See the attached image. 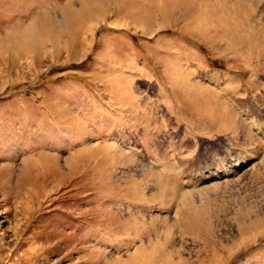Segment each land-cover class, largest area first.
Returning a JSON list of instances; mask_svg holds the SVG:
<instances>
[{"label":"rangeland","instance_id":"374dc122","mask_svg":"<svg viewBox=\"0 0 264 264\" xmlns=\"http://www.w3.org/2000/svg\"><path fill=\"white\" fill-rule=\"evenodd\" d=\"M0 264H264V0H0Z\"/></svg>","mask_w":264,"mask_h":264},{"label":"bare ground","instance_id":"6f19581e","mask_svg":"<svg viewBox=\"0 0 264 264\" xmlns=\"http://www.w3.org/2000/svg\"><path fill=\"white\" fill-rule=\"evenodd\" d=\"M184 79H185V78H184ZM253 125L256 126V124H254V123H253ZM256 130H257V131H261L260 128H259L258 126H257ZM259 133H261V132H259ZM262 134H263V133H262Z\"/></svg>","mask_w":264,"mask_h":264}]
</instances>
